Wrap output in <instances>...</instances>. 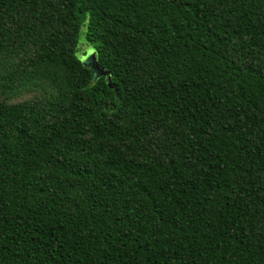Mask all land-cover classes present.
Segmentation results:
<instances>
[{"label": "trees", "instance_id": "1", "mask_svg": "<svg viewBox=\"0 0 264 264\" xmlns=\"http://www.w3.org/2000/svg\"><path fill=\"white\" fill-rule=\"evenodd\" d=\"M0 264H264V0H0Z\"/></svg>", "mask_w": 264, "mask_h": 264}, {"label": "water", "instance_id": "2", "mask_svg": "<svg viewBox=\"0 0 264 264\" xmlns=\"http://www.w3.org/2000/svg\"><path fill=\"white\" fill-rule=\"evenodd\" d=\"M81 63L91 71L93 82H95L100 76H104L107 85L112 88L115 93L117 92V87L111 82L109 71L98 65L95 55L84 56Z\"/></svg>", "mask_w": 264, "mask_h": 264}, {"label": "rangeland", "instance_id": "3", "mask_svg": "<svg viewBox=\"0 0 264 264\" xmlns=\"http://www.w3.org/2000/svg\"><path fill=\"white\" fill-rule=\"evenodd\" d=\"M77 54L76 57L77 59L82 62L84 56H90V55H95L96 57V51L92 45H90L87 42L86 38V30L85 27L82 26L79 30L78 37H77ZM29 96L24 95L22 99H27Z\"/></svg>", "mask_w": 264, "mask_h": 264}]
</instances>
